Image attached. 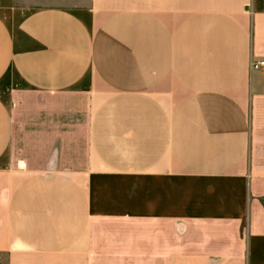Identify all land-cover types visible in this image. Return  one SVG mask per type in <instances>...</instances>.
<instances>
[{"label":"crops","instance_id":"0c3cea01","mask_svg":"<svg viewBox=\"0 0 264 264\" xmlns=\"http://www.w3.org/2000/svg\"><path fill=\"white\" fill-rule=\"evenodd\" d=\"M264 0H0V264H264Z\"/></svg>","mask_w":264,"mask_h":264},{"label":"built area","instance_id":"2783aa9c","mask_svg":"<svg viewBox=\"0 0 264 264\" xmlns=\"http://www.w3.org/2000/svg\"><path fill=\"white\" fill-rule=\"evenodd\" d=\"M251 69L253 71H260L264 69V62L263 61H252L251 62Z\"/></svg>","mask_w":264,"mask_h":264},{"label":"rangeland","instance_id":"374dc122","mask_svg":"<svg viewBox=\"0 0 264 264\" xmlns=\"http://www.w3.org/2000/svg\"><path fill=\"white\" fill-rule=\"evenodd\" d=\"M264 62V61H263Z\"/></svg>","mask_w":264,"mask_h":264}]
</instances>
